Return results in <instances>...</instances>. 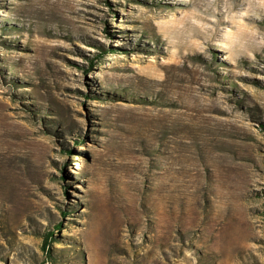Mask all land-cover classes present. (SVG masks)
<instances>
[{
	"label": "rangeland",
	"instance_id": "374dc122",
	"mask_svg": "<svg viewBox=\"0 0 264 264\" xmlns=\"http://www.w3.org/2000/svg\"><path fill=\"white\" fill-rule=\"evenodd\" d=\"M0 264H264V0H0Z\"/></svg>",
	"mask_w": 264,
	"mask_h": 264
},
{
	"label": "trees",
	"instance_id": "16d2710c",
	"mask_svg": "<svg viewBox=\"0 0 264 264\" xmlns=\"http://www.w3.org/2000/svg\"><path fill=\"white\" fill-rule=\"evenodd\" d=\"M58 227L60 228L61 225H58ZM53 238V235H46V241H45V245L43 246L44 248H46V245L49 246V239Z\"/></svg>",
	"mask_w": 264,
	"mask_h": 264
}]
</instances>
